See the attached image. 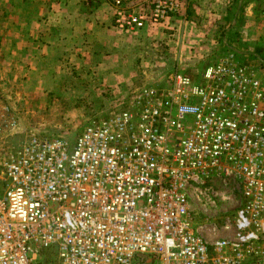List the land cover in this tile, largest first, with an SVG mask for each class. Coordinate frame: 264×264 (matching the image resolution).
Listing matches in <instances>:
<instances>
[{"label": "built area", "instance_id": "built-area-1", "mask_svg": "<svg viewBox=\"0 0 264 264\" xmlns=\"http://www.w3.org/2000/svg\"><path fill=\"white\" fill-rule=\"evenodd\" d=\"M116 30L172 20L175 0H110ZM224 53L90 118L72 142L8 145L0 116V264H264V66ZM239 205L218 231L198 226ZM44 257V258H45Z\"/></svg>", "mask_w": 264, "mask_h": 264}, {"label": "rangeland", "instance_id": "rangeland-1", "mask_svg": "<svg viewBox=\"0 0 264 264\" xmlns=\"http://www.w3.org/2000/svg\"><path fill=\"white\" fill-rule=\"evenodd\" d=\"M25 2L31 4L30 8L39 7V0H0V116L15 123L10 131L4 126L1 133L9 135L6 141L10 146L32 133L72 142L90 118L121 110L133 90L145 84L154 86L155 82L166 84L168 76L177 70L188 74L195 73L197 68L202 70L198 67L200 61L188 64V60H179V49L175 45H168L164 40L141 43L139 35L118 30L113 35L116 42L112 40L110 48L80 47L79 56L70 57L52 47L42 57L40 65L38 52L27 46L24 28L40 20L33 10L25 8ZM192 22L195 25L191 27L200 26V22ZM259 24L264 25V20L260 19ZM221 25V28L230 27V24ZM227 31L219 29L214 35L219 39L218 44ZM124 34L128 44L120 45L117 39ZM247 45L240 47L245 52L255 49ZM187 50L192 52L193 48ZM217 55L210 52L207 61H213ZM160 69L166 71L165 79L155 78ZM140 70L146 71L145 75ZM231 194L233 202L220 203L209 213L211 219L207 220L206 215L197 210V225L216 226L221 230L239 205L238 194L235 191ZM49 253L52 252L44 254ZM46 261V257L39 258L42 264H47Z\"/></svg>", "mask_w": 264, "mask_h": 264}, {"label": "crops", "instance_id": "crops-1", "mask_svg": "<svg viewBox=\"0 0 264 264\" xmlns=\"http://www.w3.org/2000/svg\"><path fill=\"white\" fill-rule=\"evenodd\" d=\"M175 1L180 5V12L172 20L131 34L139 35L138 41L141 43L164 40L168 45H175L182 62L188 60V64H191L200 61L198 67H202V70L197 68L195 73H187L194 81H199L203 70L223 55L224 41L239 49L240 59L244 62L252 61L250 63L264 66V25L259 24L260 19L264 20V0H252L248 3V0L244 3L240 0ZM25 5L26 9L33 10L39 16L38 24H26L24 28L28 36L27 46L38 52L40 65L43 63L42 57L52 47L66 52L70 57H78L80 47L110 48L112 40L116 42V37H113L116 29L113 26L110 0H39V10L30 8L31 4L26 2ZM192 20L200 22V26L191 27L190 25H195ZM223 23L230 24V27L221 28ZM219 29L228 30L222 37L221 44L217 43L219 39L214 36ZM117 40L120 45L128 44L125 34ZM242 45L255 49L245 52L240 47ZM188 48H193L192 52ZM213 51L218 55L213 61H207V55ZM156 72V79H165L166 76L163 75L166 71L160 69ZM140 73L145 75L146 71L140 70Z\"/></svg>", "mask_w": 264, "mask_h": 264}, {"label": "trees", "instance_id": "trees-1", "mask_svg": "<svg viewBox=\"0 0 264 264\" xmlns=\"http://www.w3.org/2000/svg\"><path fill=\"white\" fill-rule=\"evenodd\" d=\"M46 255H44V253H42L41 255H40V260L42 259V258H44Z\"/></svg>", "mask_w": 264, "mask_h": 264}]
</instances>
